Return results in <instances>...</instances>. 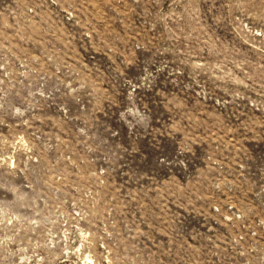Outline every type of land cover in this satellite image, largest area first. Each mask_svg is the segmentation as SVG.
Listing matches in <instances>:
<instances>
[{"label": "rangeland", "instance_id": "1", "mask_svg": "<svg viewBox=\"0 0 264 264\" xmlns=\"http://www.w3.org/2000/svg\"><path fill=\"white\" fill-rule=\"evenodd\" d=\"M0 264H264V0H0Z\"/></svg>", "mask_w": 264, "mask_h": 264}]
</instances>
